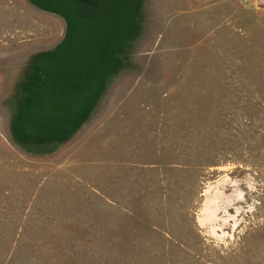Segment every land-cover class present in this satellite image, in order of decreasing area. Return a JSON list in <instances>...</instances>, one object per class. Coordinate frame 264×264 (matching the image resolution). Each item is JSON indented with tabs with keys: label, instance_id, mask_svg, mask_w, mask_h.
I'll list each match as a JSON object with an SVG mask.
<instances>
[{
	"label": "rangeland",
	"instance_id": "374dc122",
	"mask_svg": "<svg viewBox=\"0 0 264 264\" xmlns=\"http://www.w3.org/2000/svg\"><path fill=\"white\" fill-rule=\"evenodd\" d=\"M0 264H264V0H0Z\"/></svg>",
	"mask_w": 264,
	"mask_h": 264
}]
</instances>
